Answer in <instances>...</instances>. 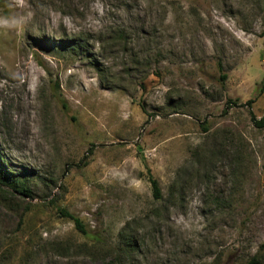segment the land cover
<instances>
[{
	"label": "rangeland",
	"instance_id": "obj_1",
	"mask_svg": "<svg viewBox=\"0 0 264 264\" xmlns=\"http://www.w3.org/2000/svg\"><path fill=\"white\" fill-rule=\"evenodd\" d=\"M263 33L264 0H0V158L31 191L0 189V264H264Z\"/></svg>",
	"mask_w": 264,
	"mask_h": 264
},
{
	"label": "trees",
	"instance_id": "obj_2",
	"mask_svg": "<svg viewBox=\"0 0 264 264\" xmlns=\"http://www.w3.org/2000/svg\"><path fill=\"white\" fill-rule=\"evenodd\" d=\"M264 37V33H263ZM66 50V49H65ZM223 79H226V76H223ZM262 87L259 90L260 93L264 92V80L260 84ZM254 101L250 100L248 101V106H251ZM234 106H238L237 101L233 102ZM251 120L254 124V126L257 129L263 130L264 129V116L260 119L256 118L253 113L251 112ZM148 180L151 185V191H152V197L154 201L159 202L164 199L163 191L160 186L159 181L152 175L151 171H148ZM0 189L6 190L9 194H22L24 196L31 197V191L28 189V187L22 183V179L10 172H8L6 169L3 168V165L1 163L0 158ZM58 213L62 218H66L70 221H72L75 225L76 230L82 234L86 239H89V241H93L94 243H100V235L91 234L84 222L75 214L69 212L68 210L64 208L58 207ZM120 240V239H119ZM121 242V240H120ZM123 246L127 247L123 249V252L126 256H131L132 253L136 252V244L131 239H128L126 243H123ZM247 264H259L256 259L251 260Z\"/></svg>",
	"mask_w": 264,
	"mask_h": 264
}]
</instances>
